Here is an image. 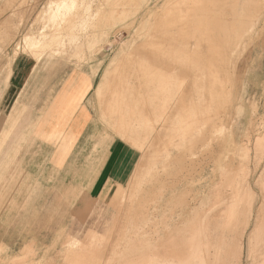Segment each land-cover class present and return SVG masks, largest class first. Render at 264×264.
I'll list each match as a JSON object with an SVG mask.
<instances>
[{"label": "rangeland", "instance_id": "374dc122", "mask_svg": "<svg viewBox=\"0 0 264 264\" xmlns=\"http://www.w3.org/2000/svg\"><path fill=\"white\" fill-rule=\"evenodd\" d=\"M61 1L62 0H0V76L5 77L9 74L11 65L15 64V62H12L14 58L18 59L17 64L24 63V61L21 59L22 56L20 53H23L22 52L23 47H24L23 37L25 36V34L26 33L28 34L29 31L31 30L30 32H34L35 34L38 35L40 33V31H42L43 32V33L41 32L43 34L42 37H44V39L41 37L42 38V46H40L35 51L36 54L39 53L38 54L39 56H37L38 60H36V61H39V60H41V61L37 64L38 67L34 71V73H32L29 77L30 85L27 86L26 89L23 90V92L20 94L21 96L19 97V101H17V102H19L20 104L29 105V106H31L30 108L34 107L33 110H36L35 106L39 102L38 98H37L38 87L42 89L44 86V82L53 81V82L61 83L66 78L70 77L71 75H73L75 73H80V72H85V73H87L88 76L89 75L90 76H96L95 85H94L91 93L89 94L87 102H86L89 106L91 116H92V120H94V119L96 120V122L98 123V126L100 127V129L103 132L105 131L107 134H110L111 137H113V138L115 137V138L120 139L121 143L123 142L126 145L133 147V149L135 151H137V153H136V158L134 159V161L132 163V168L130 169L126 179H123L122 182H117V181L113 182L114 180H109V185L107 186V188H108L110 196H107V197L104 196V198L100 197L101 191L104 187V185L100 184L94 190V193L91 196V198L89 196V199L86 201V204H84V202H83V208H81V210L77 211V213L74 212L73 208H69V206H67L65 204V201H62L61 197H58V198H56L54 196L52 197V195H56L59 193H58V191H57V193H55V190L52 189V187H50V186L45 185L44 187H42V186H38V185H33V186L29 185V186H26V189L24 191H22L21 190L22 187L20 185H18V184L13 185L14 181L15 182L17 181V183H18L21 175H19L17 177L18 179L16 178L15 180L14 179L11 180L10 176H8V177L6 176V177H4V179H1V181H0V221H3L1 219V215L5 212V210L9 209V211L12 213V212L16 211L17 208L20 207V204H21L20 202L13 201V199L14 200L18 199L16 196L17 195L16 193H20V192L28 193L29 199L31 200V199H33L32 195H35L37 193V190H39V192H40V190L42 188H44V192L46 193V195H49L48 197H51V199H54L52 201H47L45 203V217L43 219H37L36 217H29V219H28V225H29L28 229H29L30 233L28 235L29 240H27V241L28 242H31L32 240L36 241L35 247H36L37 251L35 253L28 252V253H26V255L21 256L22 255V248H23L24 243H25L24 238H21V237L25 236L27 233L26 234L25 233H19V232L16 233V231L19 230L21 223H24V218L23 219H21L20 217L10 218L9 220H7V222L9 223L10 226L1 225V227H0V232H1L0 233V240H5V241L9 242L7 244H9V246H11V248H12V249H10V254L13 256V258L15 257V259H14L15 263H11V264H20V263L21 264H27V261L30 260L31 258L39 260L43 257H48L47 258L48 260H52L58 264L64 263L65 258H66V260H68V264H118L119 258L117 257L118 256L117 254H120L119 251H121V248H123V246H124V242H123L124 240L122 238L123 235H121V233H119L122 230L121 228H123V229L125 228L124 226H122L124 224V222H122V220L124 221V217L126 216L128 210H129L128 213H129V217L131 219L129 218V224L126 228H129L128 231L131 228H133V229L136 228V227H134L136 225H134L132 227L131 222L133 220H135V218L137 217L135 215L136 211H138V213L140 211H139V209H138L139 207L137 205L138 201L136 202L135 200H132L130 198V196H131V193L134 192V193H132V195L138 194V197H139V193H141L142 188L146 185L144 183H145L146 177L148 176L147 173L151 170V169L149 170L147 168L154 167L152 165V163H150V161L153 159V156H155L157 154L160 159L162 157V160H163V161L161 160L162 162H164V159H166L165 160V162H166L168 160L166 158V156L168 157L169 153L173 154V155L170 154L171 156H175V155H177V153H179L180 150H182L185 152L186 155L182 159L183 161H180L177 164V167L179 170H181L182 168H185V169H191L193 167L197 168V169L200 168V169H203V174H204L205 178L210 176L208 178L212 179L213 174H216V176L219 177L221 169H219V166H218L216 159L210 158V156L214 152L213 147H212V144L214 142L213 141L207 142L208 140L206 141L205 135H203V133H201V131H204V129L208 123L212 126L213 130H215V129L218 130L217 132L214 133L215 135L220 136V139H222V140L231 141V143H232V145L230 146V148H232V151L230 153L232 156L231 157L232 159L228 163L224 164L222 172H224L225 174H228V176L233 177V174L235 172H237L241 166H244L245 168H247V170H249L250 174H252L251 178L253 181V183H252L253 191H252L251 200H249L250 201L249 205L251 206V203L254 200L262 201L264 199V178H263L264 177L263 176V174H264V149H263V147H264V145L263 144L261 145L262 149H263L262 153L259 151L258 146L255 145L256 144L255 140L261 134L264 135V0H251V2L248 1L249 4L251 3L250 5L248 4L249 6L246 4L249 8V11L248 12L243 11V14H241L242 18L244 20L242 18H241L242 20L239 18L241 20V23L238 19L237 22L234 24L237 27L233 25L232 27L230 26V28L233 31L228 30L232 34L235 33L234 31L238 30V32H236L237 35L235 33V34H233L234 36H230V34L228 35V34L223 33V36L228 35L227 37H230L231 41H229L228 43H230L232 47L235 44L238 46L236 48V52L233 53L234 56L232 58V62H233L232 67L234 65H236L235 68L233 69V73H231L230 75H224L223 72L220 71L221 75L223 76L222 86L227 91H231V103L228 104L226 102L227 100H225V97L223 96L222 100L220 101V104L217 107L218 112L216 113V115H215L216 117H214L213 121L209 120L207 123H203V120L200 118L199 115L194 116L193 118L188 120L187 123L185 124V126H187V133L188 134L184 140H182V138H181L182 135L180 136L181 133L178 129V126L176 125L178 123L179 119H180L179 123L181 122L182 116L180 114L176 113V110L173 109V108H175V106H172V101H170L171 104L170 103L168 104L169 108H167V111H169V112L167 113V116H165L164 123H160V122H162L161 118H163L161 115H160L159 119H157L159 115H157V117H156L157 109H155L156 105L154 104L155 102H152L154 99L151 96H153L152 92H153V90H155L156 85H157V84H152V83L158 82V80L156 82H154L153 78L155 76H156V78H158V76L157 75L154 76L152 74L151 75L152 78L150 76L147 77L148 80L152 79V81L150 80V82H152V83H150L149 81H146V78H144L145 79L144 80L143 77H145L146 75L148 76L151 73L145 75L141 72H138V70L136 71L138 63L135 62L136 59L138 60V57L136 56L137 57L136 58L135 55H137L138 53L140 54L141 52L145 53V51L147 53V49H145V50L141 49V51H139V49L137 50L136 47H137L138 43L139 44H142V43L145 44L148 42L147 38L149 37V35H148L149 31L144 30V29L145 28L149 29V28H151V26H155V22H157L159 20V17H157L158 19L156 20V16L158 14L160 15L163 13V15H160V18H161L160 21L161 22H163V21L165 22L167 20H168L167 22L176 21V19H178V21H179V20H181V18L183 20V17H180V19H179L178 18L179 16L176 14V13H178V14L180 13V10L178 9L179 10L178 11L176 6L182 5V3H179L177 5V3L181 0H179L178 2H176L175 0H171L170 2H168L169 0L168 1L166 0L168 4H170V3H173V5L176 4V6H174L175 8L171 4H170V6H171V8H170V6L164 0H159V1L158 0H105L108 2H105L103 0H78L79 1L78 9H76L77 11H75L76 14H75V12L73 14L69 13L64 18H62L61 16L55 17V16H53V13H54L53 7L56 6L58 3H60ZM163 1L166 3V6L168 5L167 9H166V6H165ZM234 1L237 2L241 7L242 6L247 7L245 5V3H247L246 2L247 0H243V1L242 0H221L220 1L221 2V9L219 10V12H221V14H222V11H223V13L225 12L224 10H226L225 9L226 7L223 5H226L227 10H229V12L226 11L225 14H222L223 17H226L230 20L237 18L238 15H235V11L239 12V11H241L242 8L239 7V10H238V8H237L238 5ZM220 2L218 0H210L209 2L208 1L201 2V0H196V2L191 4L192 7L189 8L190 10L188 9V11H187L188 15H187V13H184L186 15V18H187L186 19L184 17V19L185 20L189 19L192 22L193 21H195V22L200 21V20H197L199 17L195 15L196 13L200 12V10H196L197 6L200 7L201 4H203V3H204L203 5L208 4L211 6H217V5H219ZM106 3L108 4V6H107V8L104 9V6H106ZM161 4H162L163 9L161 8V6H159ZM142 6H143V8H142ZM149 6H151V8L152 9L154 8V9L151 11V8ZM163 6H165V8ZM157 7H158V11H157ZM233 7H235V9ZM147 8L150 12L147 10ZM169 8L172 11L176 12V13L173 12L176 17L178 16L176 19H175V16H173L174 14H172V11ZM222 8H224V10ZM232 8L234 10H232ZM159 9H160V11L162 10V13L159 12ZM191 9H195L196 12L194 10H192V12H191ZM146 10L148 11V14H147ZM163 10H165V12ZM145 11H146V13H144ZM167 11H169V12L167 13ZM170 11H171V13H170ZM193 11L195 12V14ZM77 12H79V13L77 14ZM231 12H232V14L234 13L233 17H231L232 16ZM154 13H157V14H154ZM239 13H242V12H239ZM170 14L172 15L171 17H173V18L170 17ZM135 15H136V17H134ZM191 15H193L194 18ZM162 16L164 18L167 17L166 20H163L164 18L162 19ZM149 17H151V18H149ZM196 17H198V18H196ZM190 18H193V19H190ZM172 19H175V20H172ZM144 20L145 21L147 20V21L145 22V25L142 26L143 25L142 23H144L142 21H144ZM134 21H136L137 23H135ZM131 26H134L135 28L131 27ZM42 27H44V28H42ZM46 27H47V30H46ZM137 27H138V29H137ZM139 27H140V30H139ZM190 27L192 29L193 28L195 29V25H193V24L190 25ZM121 28H124V29H121ZM127 28L129 29L128 31H130V32L127 31ZM120 30L122 32H120ZM136 30H137L138 34L136 33ZM138 30H139V32H138ZM198 30H199V27L197 26V28L195 29L196 32H194L195 37H198L197 33L199 35L200 34L202 35V31L199 30V32H198ZM143 32H146L147 34H144ZM227 32H225V33H227ZM140 33H142L141 34L142 36L139 35ZM137 35H138V37H137ZM134 36H136L137 39H136V37L134 38ZM195 37H193V39ZM145 38H146V40H144ZM130 40H133V41L131 42ZM137 40H139V41H137ZM145 41H147V42H145ZM133 42L136 44L134 45ZM238 43H239V45H238ZM132 44L135 47H133ZM220 44H222V42ZM127 45L128 46L130 45V47H128ZM236 45H235V47H236ZM122 48L124 49V51ZM125 48L128 50H126ZM131 48L133 50H130ZM128 51H129V55H128ZM153 51H154L153 49H150L149 52H153ZM119 52H122V53H120L121 56L117 55ZM124 52L126 53V56H125ZM130 52H131V54L133 52L134 53L131 55ZM44 54H45V56L42 58V55H44ZM130 55L133 56L132 58H134V59H132ZM114 56H116V57L113 58ZM129 56H130L129 61L131 64L127 63ZM26 58H27V56H26ZM26 58H25V60L28 61L27 63L29 65V67L27 69L25 68V70L28 72L30 67H31V64L33 62H31V60H29V58L28 59H26ZM118 58L119 59L126 58V59H124L123 62H120V60L116 61V59H118ZM33 61H35V59H33ZM113 61H116V62H113ZM118 62L120 64L119 65L117 64L118 66H116L117 71L115 70L113 73L109 74L110 75V76H108L109 80H106V83H110L114 86L106 84V85H104L105 88H104V86L102 87V89L105 91L102 90V92H101V90H99V86H100L102 80H100V79H103L102 77L104 76L106 70L108 69L107 67L111 66L112 64L115 66L116 63H118ZM125 63L127 65L133 64V66H129V65H128V67H127V65L123 66V64H125ZM17 64H15V65H17ZM122 66L125 67L124 68L125 70L124 69L122 70V68H123ZM22 67L23 66H21V68ZM15 68H17V67L15 66ZM118 68H119V70L121 69L122 71H125V73L126 72H130V73H128V74L126 73L127 74L126 75L124 72L119 71ZM129 68H130V70L133 68V70L129 71ZM19 69H20V67H19ZM126 69L128 71H126ZM20 70L24 71L22 69H20ZM118 71H119V73H118ZM133 71L135 73H133ZM151 71H152V69H151ZM120 72H121V75H122V73H124L125 76H123V77H127V78L123 79V77L121 76L122 78L119 77V79H118V76H120ZM136 72H138V73H136ZM132 73L134 74V77H133V75L129 76ZM140 73L143 74L144 76L142 75V77H141ZM181 73H182V71H181ZM181 73L178 72V68H177V72H175L174 75L176 74L177 77H180ZM232 74H233V76H232ZM113 75H115V76L118 75V76L115 77ZM135 75H138V77L137 76L135 77ZM174 75L172 76V78L176 77ZM25 76H28V75L25 74ZM112 76L116 79V81ZM177 77L174 80L171 78L172 79L171 81L173 84L175 83L174 84L175 86L171 82L167 86V89L169 88L167 90V92H168L167 94L169 95V98L172 97L174 94L171 89L177 91L176 88L179 85V84L177 85V83H179V81L177 82V80H179V78H177ZM225 77H226V79H225ZM136 78H139V79H137V82L134 81V80H136ZM230 78H232L233 80ZM121 80L124 83H121ZM140 80L143 82L142 86L140 85L141 84ZM119 81H120V87L122 86L121 89L124 90V88H125V90H127V92L131 89L130 91L132 92L131 93L132 95L129 94L130 91H129V93H126V91L123 92L120 89V87L118 86L119 84L117 85V87H119V88L116 87L115 82L117 84ZM129 81L130 82L133 81V82L130 83ZM138 81H140V83ZM144 81H146V82L144 83ZM173 81H175V82H173ZM137 83H139V84H137ZM122 84H126V85H122ZM132 84L133 85L136 84L138 86H135V85L133 86ZM150 84H152L151 86H152V89L154 88L153 90L151 89V87H149ZM139 85H140V89H138ZM147 85H148V87H147ZM153 85H155V86H153ZM110 86H112V87H110ZM128 87H130V89ZM132 87H135V89ZM149 88H150V90H148ZM109 89H111V91ZM117 89H118V91H117ZM198 89L196 90V87H195V92H197L196 94L199 93ZM133 90L134 91L141 90V91L134 92ZM147 90L150 92V94L148 93ZM10 91H13V94L11 92L12 96H11V99L9 101V107L11 106V104L13 102L12 100L15 97L14 93L19 92V90H18V88H14L12 86V83H11ZM104 92L106 94L109 93L108 94L109 96L105 95ZM118 92L119 93L122 92V93L119 94ZM124 93L126 94V96L124 95ZM97 94H99V95H97ZM110 94H111V96H110ZM113 94H114V96H113ZM133 94L135 95V97L133 96ZM137 94H138V97H136ZM139 94L140 95L146 94V97L145 96H143V97H145L147 99H144L142 96L139 97L140 96ZM100 95H102V96H100ZM119 95L120 96L122 95L120 101H118L120 99ZM107 96L110 98H107ZM148 96L151 97L152 101L150 100V102H148L149 101ZM99 97H101V98H99ZM116 97L118 100L116 99ZM122 97H124V98L126 97V98L124 99ZM103 98L104 99L107 98V100L109 99L108 101L110 102V104L112 106H114V104H115V106H114L115 111L113 114L108 115V113L106 112L105 108L109 105V102L106 99L104 100ZM113 98H115V99H113ZM142 98L144 100H147L145 104L141 102L143 100ZM235 98H236V100L234 101ZM100 99L102 100V102ZM122 99L127 100L128 103L132 102L133 105L135 104L136 111L133 110V105H131V107H130V104H127V102L123 101ZM133 99L134 100L135 99L140 100V102L135 100L136 102L134 103V101H132ZM115 100L117 103L115 102ZM124 102H125V105L126 104L129 105L128 106L129 108L127 107V105L124 106V108H122L124 105L123 104ZM147 103H148V105H146ZM151 103L153 104L151 106H153L155 108L150 106ZM235 103H237V104L235 105ZM105 104H107V105H105ZM137 104H138V106H137ZM139 104H141V105H139ZM15 105H17V103ZM142 105L146 106V109H144L145 107L143 106L144 107L143 108ZM99 106H101V107H99ZM148 106H150L151 108ZM116 107H117V110H119L120 114L123 113V117H125L128 114V112H130L129 115H127L128 116L127 121H129V120L133 121V119L134 118L136 119L137 117L140 120L144 117V119H142V120H143V122H144V120H146V121L144 122V124H142L143 122L137 118L135 120L136 122L133 121V123H132L129 121V124H128V122H124L126 120L125 119L126 117L124 118L125 119L124 120L122 115H120L118 113V111H116ZM141 108L145 112L142 111ZM152 108H153V110H155L154 112L151 111ZM171 108L173 110H175L174 111V113H176L175 115H174V113L172 115L171 112H173V110ZM120 110L123 112H120ZM104 111L107 114L106 116L108 118L110 117L109 118L110 121H109V119L108 120L105 119L107 117L105 116ZM126 111H127V114L124 115V113H126ZM133 111H135L136 114H134ZM137 111L138 112L140 111L142 114L137 113ZM147 111H149L150 113L148 112L149 113L148 114ZM152 112L155 114H152V116H149V115H151ZM101 113H103V115H104V116L102 115L103 118L101 117ZM117 113L120 115V117H118L119 115ZM144 113L146 116H149L150 119H151V117H154V119L152 118L154 120L153 121L154 124L157 120L158 121L160 120L157 124H161V126H162V124H163V126L165 125L164 126L165 129L167 128L166 126H168L167 130H165L163 128L161 129V126H160L161 131L163 130V131L168 132V133L163 132L165 134V135L163 134L165 136L164 139H163L164 136H162V135H161L162 137H160V138H162L161 140L159 137H158L159 139L157 137H155V136H157V132L156 131L153 132L152 130H156V127L158 125H154V124H152V122H151L152 125H149L150 121H152V119L150 120L147 117L150 120L149 121L143 115ZM131 115H133V116H131ZM134 115H136L137 117ZM177 115H178V117H176ZM169 116L170 117L174 116L178 120H176L174 117H173V119H171ZM155 117H156V119H155ZM118 118H120V120H117ZM102 119H104V120H102ZM113 120L117 121V125L120 123V126L118 125L119 129ZM165 120L166 121L167 120H169V121L173 120L170 122L173 126H169V124L167 125V123L169 121L166 122ZM147 121L149 122V124ZM174 121H176L177 123ZM138 122H139V124H138ZM179 123H178V125H179ZM111 124L114 125V127H112ZM123 125L126 126V127L124 126L126 129L123 127ZM134 125H135V127H134ZM137 125H139L140 127ZM142 125H144L145 127L147 126L148 129L145 128L144 126L142 127ZM132 126H133V128H131ZM148 126L151 127L152 129L149 128ZM152 126H154V127H152ZM120 127L123 129H121ZM137 127H139L141 130ZM179 127H181V126L179 125ZM196 127H198L199 132L195 131ZM115 128H117V129H115ZM169 128L172 130H170ZM173 128L176 130H173ZM129 129H130V131H129ZM132 129H134V130H132ZM120 130H121L123 135L121 134ZM125 130H126V132H125ZM138 130H140V131H138ZM146 130H149V131L146 132ZM118 131H119V133H117ZM161 131H160V134H162ZM176 131L179 134L176 133ZM194 131H195V134H194V138H193L192 134ZM128 132H129V134H128ZM130 132H131V134H130ZM135 132L136 133L138 132V134H136ZM169 132H171V133H169ZM142 133L146 134L145 135L146 140H147L146 136H148V138L151 139V140L149 139L148 142L149 141L155 142L156 138L158 140L156 139L155 144H153L154 142L153 143L151 142V144H149L150 142L148 143L146 140H144V138H143L144 134H142ZM127 134L131 138L128 137ZM139 134H142L143 136L139 135ZM172 134H174L175 136L173 137ZM209 134H211V132ZM32 135L33 134H31L30 135L31 137H29V139H30L29 142L27 140V142L25 143V146H24L25 147L24 149L26 151L29 148L30 159L32 158V155H34V156L38 155L37 154L38 147L36 144V140H35V137ZM177 135L179 136V138H177ZM124 136H125V138H124ZM140 136H142V138H140ZM170 137L172 138V140ZM260 137H262V135ZM134 139H135V141H134ZM137 139H139V140H137ZM180 139L182 140V143H181ZM140 140H142V141H140ZM170 140L174 141L176 143V146H175V143H173V142L170 145L168 143V141H170ZM131 141H134V142L132 143ZM143 141H144V143H142ZM158 141H163V144H161V145H165V146H163V149H161L162 146L160 145V147H161L160 150H159V148L157 150L156 143H158ZM140 142H141V144L138 145V143H140ZM178 143H179V146L177 145ZM167 144H169V145H167ZM173 144H174L175 148L172 146ZM142 146H145V147H142ZM147 146H151V148L153 147L152 148L153 152H152V150H148L151 148L147 147ZM164 147H165V149H164ZM166 149L168 150V152L165 151ZM244 149L247 150V153L244 152ZM154 151L156 152L155 155H154ZM160 151H163V152L161 153ZM194 151H196V152L199 151V154H196V155L193 154ZM175 152H176V154H175ZM160 154L163 156H160ZM196 158L197 159L200 158L201 160H203V161H201V163H202L201 165H196V163L192 164V162L194 160H196ZM82 161H84V157H83ZM161 161H158L159 162L158 165H161V163H162ZM170 161H169V164H171V165L175 162L172 159ZM40 164L42 165L43 162L41 160H39V158H37V160L35 162H31V160H30V166L29 167H30V171L33 173L32 176H34V178L37 175V169H34L33 167L40 165ZM47 165L48 164H44V167H45L44 172L46 174L44 176L48 178V176H52V173H51L52 171H51V169H49L47 167ZM150 165H151V167H149ZM175 165H176V162L172 166H175ZM136 169L137 170L140 169L141 172L143 171V173L141 174L139 172L140 170L137 171ZM22 172H24V171H22ZM255 172H256V174H254ZM137 174L138 175L141 174L140 175L141 179L139 178V180H141L143 182H141L139 180H138L139 183L137 182V178H136L138 176ZM32 176H30V177L32 178ZM77 176H78L79 180L83 181L85 179V176L82 173L80 174V176L77 174ZM260 176H263L262 180L258 181ZM257 181H258V183H256ZM141 184H142V186L140 187ZM215 184H216V182L213 183V185H210V188L211 189L215 188V186H216ZM135 187H138L139 190H138V188H135ZM136 191L137 192L140 191V192L137 193ZM56 199H58V200H56ZM131 200H132V202H131ZM28 204H29V213L30 214L36 213L35 212L36 211L35 210L36 209L35 208L36 202L29 201ZM132 207L135 209H132ZM132 210H134V211H132ZM149 211L151 212L152 208ZM10 212H9V214H10ZM133 215L136 217L134 218ZM131 216L133 217V220H132ZM54 221H55V224L53 223ZM149 221H151V219ZM47 225H49V226H47ZM146 226H148L150 228V226L147 225V223L146 224L141 223V225H139L137 227H141L140 228L141 230H146L148 228ZM149 228L147 230H149ZM41 229L45 230V231H49L51 233H42ZM52 229H54L56 232L57 231H61V232L53 233ZM131 234H132V237H134V239H135L134 242H135L137 240V235H136V233H134L136 236L135 237L133 233H131ZM131 234L129 233L128 235H131ZM59 235L61 236V238ZM68 235H70V237H74L75 239L72 241H68L65 245H63L64 240L66 239V237ZM55 238L59 239L60 242L57 244V247H55L54 249H51V250H49V252H47L46 246L49 243H51V241H53ZM117 241H120V242H117ZM116 242H117V246L115 244ZM136 242H138V243H136ZM136 242H135L136 245H134V247L136 246L135 248L136 249L138 248L137 250L139 251V248H140V247H138L139 241L137 240ZM118 243H123V244L121 245ZM63 246L66 247L64 250V253L62 250ZM110 247H112L114 249L111 250ZM89 248H91V249L93 248L94 250L96 248V250L93 251ZM147 248H150V247H148L146 244V249ZM118 249H119V251H118ZM90 250H91V254H90ZM84 251H85V253H84ZM138 251L135 252V256L138 254ZM48 253H49V256H45V254H48ZM62 254H64V255H62ZM113 254H115V255H113ZM76 255H77V257H76ZM63 256H65V257H63Z\"/></svg>", "mask_w": 264, "mask_h": 264}, {"label": "bare ground", "instance_id": "6f19581e", "mask_svg": "<svg viewBox=\"0 0 264 264\" xmlns=\"http://www.w3.org/2000/svg\"><path fill=\"white\" fill-rule=\"evenodd\" d=\"M103 1H105V0H103ZM164 1H166V0H164ZM167 1H166V3H167ZM170 1L171 0H169L168 2H170ZM175 1L178 2L179 0H175ZM204 1L209 2L210 0H201V2H204ZM218 1L220 2L221 0H218ZM248 1L251 2V0H247L246 1L247 3H245V5L249 4ZM105 2H108V1H105ZM194 2H196V0H181L177 3V5L179 3H182L181 6H179V5L176 6V4L173 5V3H170L171 5H173V7L176 6L177 10L178 9L180 10L179 14L176 13L175 11H172L170 9L171 8L170 4L167 3L170 6L169 9L172 11V14L176 13L179 16V17L177 16L179 19H180V17H183V20L181 18V20H179V21H178V19H176L177 17L174 14L173 16H175L176 21H170L169 20L170 22H167L168 21L167 20L165 22L164 21L161 22L160 21V19H161L160 15H163V13H162V10L160 11V9H159V12H161L162 14H160V15L158 14L159 16L155 15L156 20L158 19L157 17H159V20H158L159 22L158 21L155 22V26H151V28H149V29H147V28L144 29V30L149 31L148 32L149 37L147 38L148 42L145 41V42H147L145 44L144 43H142V44L138 43L137 47H136V49L137 50L139 49V51H141V49H144V50L147 49V53L145 51V53L141 52L140 54L138 53L137 55H135V57L136 56L138 57V60L136 59V61H135L138 63V65L136 64L137 68L135 67L136 71L138 70V72H141L145 75L151 73L150 75H148V76L146 75L145 77H143V79L146 78V81L150 82V80L152 81V79L149 78L150 80H148L147 77H149V76L151 77L152 74L154 76L155 75L158 76V78H156V76L155 77L153 76L156 79L155 80L153 78L154 82H156L158 80L157 83L150 82L152 84H157L155 90H153L154 88L152 89V86H151L152 84H150V86H149L153 90V92H152L153 96H151V97H153L154 100L152 101L151 97L148 96L149 97L148 102H150V100L152 102H155L154 104L156 105V108L151 106V105H153L152 103L150 104V106L157 109L158 113L156 112V117H157V115H159L157 119H159V117L161 115L163 118H161L162 122H160V123H164L165 116H167V113L169 112V111H167V108H169L168 104L170 103V101H172V106H175V108H173V109L176 110V113H178L182 116L181 122L179 123L180 119L178 121V123L181 127H179L178 123L176 121H174L177 123L176 125L178 126V129L181 133L180 136L182 135V137H181L182 140H184L188 134L187 133V126H185V124L187 123L188 120H190L194 116L199 115L200 118L203 120V123H207L209 120L213 121L214 117H216L215 116L216 113L218 112L217 107L220 104V101L222 100L223 96L225 97V100H227L226 102L228 104L231 103V91H227L222 86L223 76L221 75L220 71H222L224 75H230L231 73H233V69L235 68L236 65H234L232 67V65H233L232 58L234 56L233 53L236 52V48L238 46L235 44L236 47H235V45L232 47L231 44L228 43L229 41H231V39H230V37H227V36L229 34H230V36H234L233 34L238 32V30L234 31L235 33H233V34L231 32H229L228 30H232L230 28V26L232 27L237 22V20L239 18L240 19L242 18L241 14H243V11H245V12L249 11L248 6L251 4L250 3L248 6L246 5L247 7H243V6L241 7L237 2L234 1L238 5V7H237L238 10H239V7L242 8L241 11H239L242 13L235 11V15H238L237 18L230 20V19L222 16V14H225L226 11L229 12V10H227L226 5H223L226 7L225 8L226 10H224V8H222L225 12L223 13V11H222V14H221V12H219V10L221 9V2L217 6H211L208 4L203 5L204 4L203 3V4H201L200 7H198V6L196 7V10H200L199 13L195 14V12H196L195 9H191V12H192V10L195 11V12L194 11L193 12L196 16H198L200 18L199 19L198 17H196V18H198L197 20H200V21H197V22L193 21L192 22L188 19L190 21L189 22L188 20L184 19V17L186 18V15L184 13H187L188 9L192 7L191 4ZM78 3H79L78 0H62L60 3H58L56 6L53 7V11H54L53 16H55V17L61 16L62 18H64L69 13L73 14L75 11H77L76 9H78ZM166 3L164 2L165 6H166ZM168 5L166 6V9H167ZM107 6H108V4L106 3V6H104V9L107 8ZM143 6H142V8H143ZM159 6H161V8H162V4ZM165 6H163V7L165 8ZM149 7L151 8V6H149ZM158 7H157V11H158ZM148 8H147V10H148ZM233 8L235 9V7H233ZM233 8H232V10H234ZM153 9L151 8V11ZM165 10H163V11L165 12ZM146 11L144 13H146ZM148 11H147V14H148ZM171 11H170V13H171ZM79 12H77V14ZM168 12L169 11H167V13ZM75 14H76V12H75ZM154 14H157V13H154ZM231 14H232V12H231ZM233 14H232V16L230 14L229 15L231 17H233ZM187 15H188V13H187ZM193 15H191V16L193 17ZM171 16L172 15L170 14V17ZM134 17H136V15ZM149 18H151V17H149ZM163 18L164 17L162 16V19ZM166 18L167 17H165L163 20H166ZM171 18H173V17H171ZM193 18H190V19H193ZM175 19H172V20H175ZM240 19H239V21L241 23V20L243 18L241 20ZM146 21L145 20L142 21V22H144V23H142L143 24L142 26L145 25ZM134 22L137 23L136 21H134ZM192 24L195 25V29L197 28V26L199 27V30L202 31V35L200 34L201 36L198 33H197L198 37L194 36V32H196V31L194 28H193L194 29L193 30L190 27V25H192ZM234 26H236V25H234ZM131 27H134V26H131ZM42 28H44V27H42ZM121 29H124V28H121ZM137 29H138V27H137ZM46 30H47V27H46ZM128 30L129 29L127 28V31ZM139 30H140V27H139ZM139 30H138V32H139ZM199 30H198V32H199ZM30 31L28 34L26 33L25 36L23 37L24 47H23L22 52L25 54H28L30 56V58L29 57L26 58L27 55H21L22 56L21 59L24 61V63L26 65H27L28 61L25 60V58L26 59L29 58V60H31V61H33V59L38 60L37 56H39L38 55L39 53L36 54L35 51L40 46H42V38L44 39V37H42V35H43L42 31L39 30L40 33L38 35L35 34L34 32H30ZM120 32H122V31L120 30ZM128 32H130V31H128ZM225 32H227V33H225ZM136 33H137V30H136ZM143 33L147 34L146 32H143ZM223 33L228 34V35L223 36ZM141 34L142 33H140L139 35H141ZM236 35H237V33H236ZM135 37L136 36H134V38ZM137 37H138V35H137ZM137 37H136V39H137ZM193 37H195V38L193 39ZM139 40H137V41H139ZM144 40H146V38ZM130 41L132 42L133 40H130ZM221 42H222V44H220ZM135 44L136 43H134V45ZM238 45H239V43H238ZM132 46H133V44H132ZM128 47H130V45ZM133 47H135V46H133ZM132 48L130 50H133ZM150 49H153L154 51L149 52ZM126 50H128V49H126ZM123 51H124V49H123ZM129 51H128V55H129ZM120 53H122V52H119L117 55L121 56ZM130 54H131V52H130ZM125 56H126V53H125ZM130 56L128 58L127 63H130V61H129ZM115 57L116 56H114L113 58H115ZM132 57L133 56H131V58ZM126 58H124V59H126ZM124 59L118 58V59H116V61L120 60V62H123ZM132 59H134V58H132ZM116 61H113V62H116ZM12 62H15V64H17L18 59L14 58ZM117 64L119 65L120 63L118 62V63H116L115 66L112 64L111 66L107 67L108 69L106 70L104 76L102 77L103 79H100V80H102L101 84L99 86V90H101V92L103 90L102 87L104 85H106V84L112 85L110 83H106V80H109V77H108V76H110L109 74L113 73L115 70L117 71V68H116V66H118ZM124 65H127V64L125 63V64H123V66ZM128 65H127V67H128ZM129 66H133V64L129 65ZM124 68L125 67H123L122 70ZM177 68H178V72L181 73V71H182V73L180 74V77L176 76L177 73L174 75V73L177 72ZM127 69H126V71H128ZM151 69H152V71H151ZM118 70H119V68H118ZM122 70L120 69L119 71H122ZM131 70H133V68ZM131 70L129 68V71H131ZM119 71H118V73H119ZM122 72L125 73V71H122ZM138 72H136V73H138ZM124 73H122V75H121V72H120V76H118V75H116V76H118V79H119V77L122 78L123 76H125ZM126 73L128 74L130 72H126ZM133 73H135V72L133 71ZM133 73L130 74L129 76L133 75V77H134ZM143 74H141L140 76L142 77ZM138 75H135V77L136 76L138 77ZM173 75L176 76L177 78H179V80H177V82L179 81V83H177V85L178 84L179 85L177 86L178 89L176 88L177 91L171 89L174 94L172 97L169 98V95L167 94L168 93L167 90L169 88L167 89V86L170 82L172 83V81H171L172 79L174 80L176 78V77L172 78ZM113 76H115V75H113ZM232 76H233V74H232ZM125 78H127V77H123V79H125ZM137 79H139V78H136V80H134V81L137 82ZM225 79H226V77H225ZM230 79H232V78H230ZM122 80H121V83H124V82H122ZM115 81H116V79H115ZM140 81H138V82L140 83ZM146 81H144V83ZM175 81H173V82H175ZM131 82H133V81H131ZM139 83H137V84H139ZM142 84H143V82L141 81L140 85L142 86ZM115 85H116V87H117V85L120 87V81L117 84L115 82ZM122 85H126V84H122ZM134 85L138 86L136 84H134ZM140 85H139L138 89H140ZM112 86H114V85H112ZM112 86H110V87H112ZM153 86H155V85H153ZM119 87H117V88H119ZM121 87H120V89H121ZM130 87H128V88L130 89ZM147 87H148V85H147ZM195 87H196V90L199 88L198 94H196L197 92H195ZM104 88H105V86H104ZM132 88L135 89V87H132ZM109 90L111 91V89H109ZM148 90H150V88ZM103 91H105V90H103ZM117 91H118V89H117ZM122 91L123 92L126 91V93H129V91L127 92V90H125V88ZM139 91H141V90L134 91V92H139ZM120 93H122V92H120ZM131 93L132 92L130 91L129 94H131ZM148 93L150 94L149 91H148ZM108 94L105 93V95H108ZM111 94H110V96H111ZM114 94H113V96H114ZM134 94H133V96L135 97L136 94L135 95ZM97 95H99V94H97ZM124 95L126 96L125 93H124ZM100 96H102V95H100ZM108 96H107V98H110ZM121 96H120L119 100L117 99L118 96L116 97V99L118 101H120ZM141 96L146 97V94L140 95L139 97H141ZM136 97H138V94ZM145 97H143V98L147 99ZM99 98H101V97H99ZM107 98H105V99L107 100ZM122 98H124V97H122ZM113 99H115V98H113ZM135 100L133 99L132 101H134V103L136 101L140 102V100H136V101ZM143 100L141 102L145 104L147 100H144L145 102ZM235 100H236V98L234 99V101ZM123 101L127 102V104H130V107H131V105H133L132 102L128 103L127 100H123ZM101 102H102V100H101ZM115 102H116V100H115ZM125 102L123 103L124 105L122 108H124V106L127 105V104L125 105ZM236 104L237 103H235V105ZM105 105H107V104H105ZM139 105H141V104H139ZM146 105H148V103ZM114 106H115V104H114ZM114 106H112L110 104V102H109V105L107 107L105 106L106 107L105 110L108 113V115H111L114 113V111H115ZM128 106L129 105H127V107ZM137 106H138V104H137ZM143 106L144 105H142V107ZM150 106H148V107H150ZM99 107H101V106H99ZM117 107H116V111H118V113H119V110H117ZM144 107L143 108L146 109V106H144ZM153 108L151 111L154 112L155 110H153ZM121 110H120V112H123ZM133 110L136 111L135 104L133 105ZM141 110L144 111L142 108H141ZM175 110H173V112H171L172 115H173ZM135 111H133L134 114H136ZM149 111H147V113ZM106 112H105V116L107 115ZM153 112L149 116H152V114H155ZM129 113L130 112H128V114H127V111H126V113H124V115L125 114L129 115ZM137 113L142 114L140 111L139 112L137 111ZM176 113H174V115ZM102 115H103V113H101V117H102ZM120 115H122V117H123V113ZM120 115L118 117H120ZM127 115L125 116L126 118L123 117V119L125 118L126 120L125 119H124L125 121L123 119L122 120L124 122H128V124H129V121L133 123V121H135L138 118L136 115H134L137 117L136 119L134 118L133 121H131V120L127 121V117H128ZM143 115L146 118L147 117L149 118V116H146L145 113ZM131 116H133V115H131ZM156 117H155V119H156ZM173 117H170V118L173 119ZM176 117H178V115ZM109 118L107 117L105 119L108 120ZM152 118L154 119V117H151V119ZM142 119H144V117ZM142 119L141 120L139 119V120L143 122ZM153 119H152V121L149 120L150 124L147 121L149 125L154 124ZM102 120H104V119H102ZM117 120H120V118H118ZM176 120H178V119H176ZM109 121H110V119H109ZM145 121L146 120H144V122ZM159 121L157 120L154 124V125H158L157 127L155 126L156 130H152L153 132L154 131L157 132V136H155L156 134L154 135L157 138L164 136L165 134L163 132H165V133L167 132V131H163V130L161 131L160 130L161 124H157ZM168 121L169 120H167L166 122H168ZM171 121H173V120H171ZM171 121H169L167 123V125L169 124V126H173L170 123ZM114 122L117 125V121L115 120ZM139 122H138V124H139ZM144 122L142 124H144ZM151 122H152V124H151ZM118 125L120 126V123ZM118 125H117V127H118ZM135 125H134V127H135ZM124 126L125 125H123V127ZM137 126H139V125H137ZM143 126L144 125H142V127ZM162 126H163V124H162ZM162 126H161V129L162 128L165 129L164 128L165 125L163 127ZM112 127H114V125H112ZM139 127H137V128H139ZM152 127H154V126H152ZM166 127L168 128V126H166ZM131 128H133V126ZM145 128H147V126ZM149 128H151V127H149ZM167 128L165 130H167ZM174 128H173V130H176ZM115 129H117V128H115ZM118 129H119V127H118ZM121 129H123V128H121ZM130 129H129V131H130ZM134 129H132V130H134ZM140 130H138V131H140ZM170 130H172V129H170ZM148 131L149 130H146V132H148ZM160 131L162 132V134H160ZM195 131L199 132L198 127L195 128ZM195 131L192 134L193 138H194ZM217 131H218L217 129L213 130L212 126L208 123L207 126L205 127L204 131H201V133H203V135H205L206 141L208 140L207 142H209V141L214 142L212 144V147H213V151L216 154L213 152V154L210 156V158L216 159L218 166H219V169H221L219 177H217L216 174H213L212 179L208 178V177H210L208 175H207L208 177L205 178V176L203 174V169H200V168L199 169L194 168V167L191 169L182 168L181 170H179L177 167V164L180 161H183L182 159L186 155L185 152L182 150H180L179 153H177V155H175V156H171L170 154H172V153H169V156L168 157L166 156V158L168 159L166 162H165L166 159H164V158H163L164 162H162L163 161L162 157L160 159L157 154L155 155L156 152L154 151L155 156H153V159L150 161V163H152V165L154 167L147 168V169H149V170L151 169V170L147 173L148 176L146 177V180L144 179L145 180L144 184H146V185L142 188L141 193H139V197H138V194L132 195V193H134V192H132V193L130 192L131 193L130 198L132 200H135L136 202L138 201L137 205L139 208L138 207L137 208L139 209L140 212L139 213H138V211H136V213L134 212L135 215L137 216L136 217L133 215L134 218L136 217L135 220H133V217L131 216L132 220H133L131 222L132 227L134 225H136V226H134L136 228H134V229L131 228L129 231H128L129 228H126L129 224V218H130L129 213H128L129 210H128L126 216L124 217V221L122 220V222H124V224L121 222L123 224L122 226L125 227L124 229L121 228L122 230L119 232V233H121V235H123L122 238L124 240L123 241L124 246H123V248L120 247L121 251H119V249H118V251L120 252V254H117L118 256L116 255L119 258L118 264H264V199L262 201L254 200L251 203V206L249 205V203H250L249 200H251L252 191H253V187H252L253 181L251 178L252 174H250L249 170H247V168H245L244 166H241L239 168V170L233 174V177L228 176V174H225L224 172H222L224 164L228 163L232 159L231 158L232 156L230 154L232 151V148H230L232 143H231V141H226V140L220 139V136L214 134ZM120 132H121V130H120ZM125 132H126V130H125ZM171 132H169V133H171ZM210 132H211V134H209ZM117 133H119V131ZM176 133H178V132L176 131ZM121 134H122V132H121ZM128 134H129V132H128ZM130 134H131V132H130ZM136 134H138V132ZM142 134H144V133H142ZM142 134H139V135H142ZM145 135L146 134H144V137H143L144 140H146ZM172 135H173V137L175 136L174 134H172ZM261 135L263 138L260 137ZM261 135L255 140L256 141L255 145L258 146L259 151L262 153L264 147L262 149L261 145L262 144L264 145V135L263 134H261ZM142 136H140V138H142ZM128 137H130V136L128 135ZM146 137H147L146 141L148 142V140L150 138H148V136H146ZM124 138H125V136H124ZM164 138H165V136L163 137V139ZM177 138H179L178 135H177ZM156 139H155V142H156ZM161 139L162 138H160V140ZM137 140H139V139H137ZM142 140H140V141H142ZM171 140H172V138H171ZM171 140L168 141V143L170 145L172 144V142L175 143L174 141H171ZM182 140H181V143H182ZM134 141H135V139H134ZM134 141H131V142L133 143ZM163 141H158V143H156L157 150H158V148L160 150V148H161L160 145L163 144ZM151 142L149 144H151ZM155 142L153 144H155ZM142 143H144V141ZM139 144H141V142L138 143V145ZM169 144H167V145H169ZM177 145L179 146V143ZM145 146H142V147H145ZM151 146H147V147L151 148ZM161 146H162L161 149H163V146H165V145H161ZM172 146L174 147V144ZM175 146H176V143H175ZM152 148L148 149V150H152V152H153ZM164 149H165V147H164ZM167 149L165 151L168 152L169 149L168 150ZM163 151H160V152L162 153ZM244 152L247 153V150L244 149ZM175 154H176V152H175ZM193 154H195V155L199 154V151L198 152L194 151ZM160 156H163V155L160 154ZM171 159L176 162L175 166H172L175 162L172 165L169 164V161ZM158 161L162 162L161 165H158L159 164ZM201 161H203V160H201L200 158H198V159L196 158V160H194L192 162V164L196 163V165H201L202 164ZM149 167H151V165ZM139 170H137V171H139ZM139 172L141 174L143 173V171L141 172V170ZM254 174H256V172ZM140 175H138L139 177L135 176L137 178V182L140 178ZM263 176H264V174H263ZM263 176H260L258 181L262 180ZM216 180L217 181L219 180V181L217 182ZM139 181H141V180H139ZM258 181L256 183H258ZM141 182H143V181H141ZM215 182H216L215 188L211 189L210 185H213V183H215ZM141 186H142V184L140 185V187ZM138 187H135V188H138ZM139 188H138V190H139ZM138 192H140V191H138ZM132 200H131V202H132ZM151 208H152V211L150 212L149 210ZM132 209H135V208L132 207ZM132 211H134V210H132ZM150 219H151V221H149ZM141 223L142 224L147 223V225L150 226V228L148 226H146L149 228V230H147L148 228L146 230H141L140 229L141 227H137V226L141 225ZM129 233L130 234L136 233L137 240L139 241V244H138L139 245L138 247H140L139 251L137 250L138 248L137 249L135 248L136 246L134 247V245H136L135 242L137 240L134 242V240H135L134 237H132V234L128 235ZM134 236H135V234H134ZM65 241H67V239H65ZM117 242H120V241H117ZM117 242L115 243L116 246H117ZM136 243H138V242H136ZM118 244L122 245L123 243H118ZM146 244L150 248L146 249ZM1 246H2V244H1ZM49 246H51V245H49ZM110 248H111V250L114 249L112 247H110ZM89 249H91V248H89ZM91 250L95 251L96 248H95V250L93 248ZM91 250H90V254H91ZM136 250L138 251V254L135 256V252H137ZM85 251H84V253H85ZM113 255H115V254H113ZM76 257H77V255H76ZM2 262L3 261H0V264L4 263V262L3 263ZM11 263H15V262L12 261Z\"/></svg>", "mask_w": 264, "mask_h": 264}, {"label": "crops", "instance_id": "0c3cea01", "mask_svg": "<svg viewBox=\"0 0 264 264\" xmlns=\"http://www.w3.org/2000/svg\"><path fill=\"white\" fill-rule=\"evenodd\" d=\"M20 54L30 58L28 54ZM44 56L45 54L42 55V58ZM40 61H31L33 63L28 72L25 70L29 67L28 63L27 65L25 63L12 64L9 74L5 77L0 76V181L6 176L15 180L21 175L18 183L14 181L13 185H20L22 191L29 185L50 186L55 190V193L57 191L59 193L52 197H61L62 201H65V204L77 213L83 208V202L86 204L89 196L91 198L94 190L100 184L104 185L100 197L110 196L107 188L109 180L122 182L127 178L137 151L133 147L121 143L120 139L113 138L110 134L103 132L96 120H92L86 102L95 85L96 76H88L87 73L80 72L71 75L61 83L44 82L42 89L38 87L39 102L35 106L36 110H33L34 107L30 108L29 105L17 102L23 90L30 85L29 77L37 69V64ZM21 66L23 67L21 68ZM19 67L24 71H21ZM11 83L14 88H18L19 92L14 93L15 97L12 98L13 102L9 107V101L13 94V91H10ZM16 103L17 105H15ZM31 134L35 137L38 155H32L30 159L29 148L26 151L24 146L27 140L29 142ZM82 156L84 161H82ZM37 158L43 164L33 167L37 169V175L34 178L29 166L30 160L35 162ZM44 164H48L47 167L52 171V176H48V178L44 176L46 175ZM81 173L85 176L83 181L79 180L77 176V174L80 176ZM16 194L18 199H13V201L20 202V207L12 213L9 209L5 210L1 215L3 221H0V227L1 225L10 226L7 222L10 218H24V223H21L19 230L16 231V233H27L21 237L25 241L21 255L24 256L28 252L35 253L37 251L36 241H27L30 233L28 229L29 217L43 219L45 203L54 199L46 195L44 188L40 192L37 190L31 200L28 193ZM29 201L36 202V213L34 214L29 213ZM53 223L55 224V221ZM44 231L41 229L42 233H51ZM52 232L60 231L56 232L52 229ZM66 239L67 241L64 240L63 245L75 238L68 235ZM59 242L57 238L51 241L46 246V251L49 252L57 247ZM7 243L9 242L0 240V250L2 249L0 261H3V264H11L15 259L10 254L12 248ZM65 248L63 246V253ZM45 256H49V253ZM47 258L43 257L39 260L31 258L27 264L34 262V264H58ZM62 264H68V260L65 258V262Z\"/></svg>", "mask_w": 264, "mask_h": 264}]
</instances>
